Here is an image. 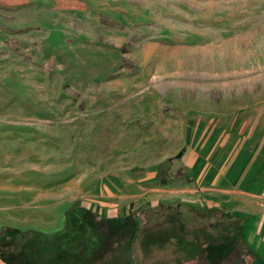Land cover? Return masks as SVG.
I'll use <instances>...</instances> for the list:
<instances>
[{
  "label": "rangeland",
  "instance_id": "rangeland-1",
  "mask_svg": "<svg viewBox=\"0 0 264 264\" xmlns=\"http://www.w3.org/2000/svg\"><path fill=\"white\" fill-rule=\"evenodd\" d=\"M86 70L112 75L67 77ZM224 119L238 154L264 155V0H0V264H205L189 228L207 217L177 203L142 198L136 227L110 238L84 236L105 218L74 215L70 241V210L86 208L69 187L117 173V150L127 168L154 162L176 124ZM14 229L42 240L23 251Z\"/></svg>",
  "mask_w": 264,
  "mask_h": 264
},
{
  "label": "crops",
  "instance_id": "crops-1",
  "mask_svg": "<svg viewBox=\"0 0 264 264\" xmlns=\"http://www.w3.org/2000/svg\"><path fill=\"white\" fill-rule=\"evenodd\" d=\"M111 75L108 71L86 70L80 75L67 77L80 87H90L91 83L97 82V78L107 82ZM70 85L74 86L72 83ZM227 121L228 119H224L220 126L208 129V126L198 120H190L187 128L176 124L178 129L174 127L168 143L153 154L155 161L145 166L132 165L127 168L125 163H121V155L117 150L115 158L118 164L115 162L112 170L117 173L87 186L69 187L78 194L69 197L68 203H71L70 206L88 208L105 219L133 215L136 210L143 208L138 203L142 198L146 200V207H155L163 201L175 205L177 203L184 215L193 214L198 217L205 214L207 220L204 221H208L212 213H226L234 220L235 223L232 224L238 227L235 229L240 231L247 249L264 264V204L261 198L264 193V155L253 158L246 153L238 154L241 148V151L246 152L242 146L245 141L237 138L240 131L229 134L228 128L231 125ZM116 124L115 121L105 127L110 134L114 133V138H117ZM223 135L226 136L221 143L219 139ZM108 136L104 135V138ZM184 148H190V151L180 160L169 162L165 166L172 173L175 170L183 172L185 169L190 181L161 185L158 166L175 158ZM260 152L264 153V143L261 144ZM110 156L114 160L112 153ZM78 189L82 195H79ZM85 190L89 192L88 196L85 195ZM210 224L213 227L217 225L214 222Z\"/></svg>",
  "mask_w": 264,
  "mask_h": 264
},
{
  "label": "trees",
  "instance_id": "trees-1",
  "mask_svg": "<svg viewBox=\"0 0 264 264\" xmlns=\"http://www.w3.org/2000/svg\"><path fill=\"white\" fill-rule=\"evenodd\" d=\"M181 158L182 157L180 158L175 157L158 166L157 173H158V179L161 185L165 186L169 184L170 182H176V181L177 182L190 181L188 177V173L185 172V169L183 170V172H179L178 170H175V172L172 173L171 171H169V168L168 167L166 168L165 166V164L175 161V160H180ZM151 209L153 210L154 208H151ZM78 211H82L83 214H81ZM175 211L177 212V210ZM135 212H136V215H138L139 209L136 210ZM71 213H74V214L71 216V221L69 222V224L71 222H73V224H71L70 226L69 224H67V226L64 228L65 229L64 231H67V235L68 237H70V241L73 238V231L75 230V228L82 225V222L78 220L79 218L73 220V216L75 215L77 217V215H80V216L82 215L86 218L92 212L91 210H88V209L81 210V209L73 208L72 210H70V214ZM140 213H142V210H140ZM209 217L210 218L208 219V221L201 222V223L198 222L199 224L198 223L193 224L192 228H189L190 230L194 229L195 233L198 232L199 234H201V237L196 238L197 239L196 245H197V248H199L198 255L194 258L196 261L198 262L202 261L205 264H261L260 261L257 259V257L245 246V243L243 241L240 231H237L235 229L238 227L232 224L235 222L234 220H231L228 214L226 213L221 214L219 212H216V213H212ZM119 219H120L119 221L117 219H115L116 221L114 219H104L106 220L105 225H102L101 228H87L88 230H86V233L84 236L88 237L91 234H93L94 236H97L100 238L101 234L105 233L106 230L108 231V235H109L111 233H116L118 229L122 230V233H125L127 235V231L131 230V227L132 228L136 227L135 225L136 219H134L131 216L125 217V218H119ZM181 222L182 220H179V223L181 225H184ZM211 222H214L217 225L214 224L215 226L213 227L212 224H210ZM229 224L235 226L232 232L231 231L226 232L224 230L222 231V229H218V227H222L223 225H229ZM127 227H129L130 229ZM14 230L16 231L15 233L16 235H19L24 238L23 239L24 241L23 251L25 249H27L28 251H33L34 249H30V248H33L36 243H39L42 240L41 238V236H43L42 233H35L31 231L23 233L19 230H16V229ZM101 231H104V232H101ZM111 236L112 235H109L108 238H110ZM222 236L226 239V241L221 242V243L220 242L216 243V239H220L222 238ZM99 241L100 239H97L95 242L99 243ZM108 244L110 246L113 245L112 242H109ZM128 244L130 246L131 244H133V242L128 243ZM110 246H108V248L104 250V252L101 255V259L104 258L106 254H109L108 252L116 251L112 248V246H111L112 250H109ZM128 252L129 251H127V253ZM93 260H98V258L89 259L90 262Z\"/></svg>",
  "mask_w": 264,
  "mask_h": 264
},
{
  "label": "water",
  "instance_id": "water-1",
  "mask_svg": "<svg viewBox=\"0 0 264 264\" xmlns=\"http://www.w3.org/2000/svg\"><path fill=\"white\" fill-rule=\"evenodd\" d=\"M183 154V151H180L178 154L175 155V157L180 158V156Z\"/></svg>",
  "mask_w": 264,
  "mask_h": 264
},
{
  "label": "built area",
  "instance_id": "built-area-1",
  "mask_svg": "<svg viewBox=\"0 0 264 264\" xmlns=\"http://www.w3.org/2000/svg\"><path fill=\"white\" fill-rule=\"evenodd\" d=\"M261 198H262L263 204H264V193H262Z\"/></svg>",
  "mask_w": 264,
  "mask_h": 264
}]
</instances>
